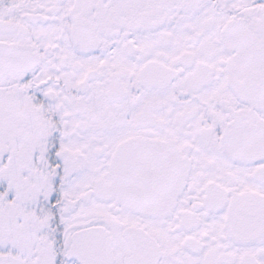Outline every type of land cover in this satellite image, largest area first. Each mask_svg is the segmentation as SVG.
Returning <instances> with one entry per match:
<instances>
[{
    "label": "snow or ice",
    "instance_id": "obj_1",
    "mask_svg": "<svg viewBox=\"0 0 264 264\" xmlns=\"http://www.w3.org/2000/svg\"><path fill=\"white\" fill-rule=\"evenodd\" d=\"M0 264H264V0H0Z\"/></svg>",
    "mask_w": 264,
    "mask_h": 264
}]
</instances>
